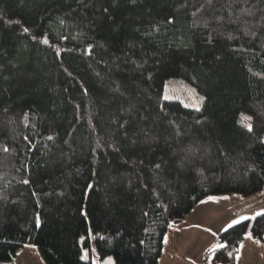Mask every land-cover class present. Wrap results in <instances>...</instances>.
<instances>
[{
    "label": "trees",
    "instance_id": "16d2710c",
    "mask_svg": "<svg viewBox=\"0 0 264 264\" xmlns=\"http://www.w3.org/2000/svg\"><path fill=\"white\" fill-rule=\"evenodd\" d=\"M169 78L201 107L163 99ZM263 191L264 0H0V264H92L89 225L101 260L158 264L200 201ZM247 235L264 213L202 263Z\"/></svg>",
    "mask_w": 264,
    "mask_h": 264
},
{
    "label": "rangeland",
    "instance_id": "374dc122",
    "mask_svg": "<svg viewBox=\"0 0 264 264\" xmlns=\"http://www.w3.org/2000/svg\"><path fill=\"white\" fill-rule=\"evenodd\" d=\"M162 97L165 100L179 101L184 106L193 108V109L200 108L203 102V96L198 92L196 87L181 78L167 79L164 85ZM226 196H229L231 198L238 197L240 199H245L243 198V196H240V195H226ZM226 196L225 195H215V196H210V197L205 198L204 200L206 201L204 202L209 203L208 200H211L210 203L207 204V203H204L203 201L199 202L194 207L192 213L190 214L188 218V220H190L191 222H195L194 224H192L193 226L186 228L185 227L186 224L184 223L180 224L182 228L181 233H182L183 239L185 238L186 240L188 238V242L184 245L183 249L190 247L192 255H195L196 257L195 260H199V261L192 260L194 259L192 255H185V257L187 258L190 257L188 258V260L191 261L192 264H204L202 263L204 252L209 249L210 250L215 249L217 246H219V244L217 243V235L230 226V224L227 225L229 222L223 219L224 217L226 218L227 214L233 210L234 203L236 201H232V199L225 201L224 199H222ZM254 199L255 198L250 197L249 200L252 202ZM217 200L219 203L213 202ZM238 208L240 207L238 204H236L235 209H238ZM254 209L256 210L257 214L264 213V212H259V211H264V201L263 200L260 201L259 204ZM221 215H222V218H221ZM175 226H178V225L172 224L170 228L171 227L173 228ZM208 228H212L213 231L208 230ZM215 232L217 234L214 236V238L210 242H209V239L205 242V238H208L209 234H211L212 236ZM246 237H250L252 239L250 235H247ZM88 238L90 242V247L86 251H84V258L90 259L92 264H112L113 262L112 257H106L102 260L99 258L96 248H95V235L90 225H89ZM257 242H262V241H257ZM26 246H24L19 251V255H17L14 262L11 264H45L44 261L41 259L40 254L35 246L33 245H30V246L26 245ZM29 248H32L31 250H34V252H36L37 255L35 256L30 251ZM240 249L241 248H239V250ZM181 254H183L182 251H181ZM238 254L236 255V259H237ZM171 259L172 258L166 255L165 257L166 262H162V264H169L170 263L169 260ZM236 259L233 264H237ZM248 260L253 261V263L264 264L263 262L260 263L259 259L256 256L252 259L251 258L247 259V261ZM241 264H249V263H247L246 261H242Z\"/></svg>",
    "mask_w": 264,
    "mask_h": 264
},
{
    "label": "crops",
    "instance_id": "0c3cea01",
    "mask_svg": "<svg viewBox=\"0 0 264 264\" xmlns=\"http://www.w3.org/2000/svg\"><path fill=\"white\" fill-rule=\"evenodd\" d=\"M250 197L255 198V199L251 202L249 200ZM243 198H245V199L248 198V199L245 200V199H240L238 197L231 198L229 196L222 198L225 201H228L229 199H232V201H236L234 203L233 210L230 211L227 214V217L226 218L224 217V219H223V220L229 222L227 225L234 224V223L241 221L243 219H246V218H251V216L257 214L256 210L254 208L259 204L260 201H262V200L264 201V191L258 192L256 194H253L250 196H243ZM202 201L204 202L206 200L203 199ZM210 201L211 200H208L209 203H210ZM213 202L219 203L218 200L213 201ZM204 203H207V202H204ZM209 203H207V204H209ZM201 204H203V203H201ZM236 204H238L240 208L235 209ZM193 209L187 214V216L184 218V220H182L181 222L176 224L178 226H175L173 228L171 227L168 230V232L166 233V235L164 237V241H163L162 253H161L160 259L158 261V264H162V262H166V260H165L166 255H168V257L172 258L171 260H169L170 261L169 264H192L191 261L188 260V258H190V257H188V258L185 257V255H192V253H191L190 247L183 249L184 245L188 242V238L186 240H185V238L183 239V236L181 233L182 228H181L180 224L181 223L186 224V226H185L186 228L193 226L192 224H194L195 222H191L190 220H188ZM259 212H264V211H259ZM221 218H222V215H221ZM208 230L213 231L212 228H208ZM216 234H217L216 232L212 236H211V234H209L208 238H205V242L208 239L210 242ZM240 248H241L239 250L240 252H239L237 259H236L237 264H241L242 261H246L249 264H258V263H253V261H251V260L247 261V259H249V258L252 259L255 256L259 259L260 263H262V262L264 263V241L257 242L253 238L251 239L250 237L245 236ZM29 249L35 256L37 255L36 252H34V250H31L32 248H29ZM181 251L183 252V254H181ZM17 255H19V253ZM192 256L194 257V259H192V260H195L196 259L195 255H192ZM195 261H199V260H195Z\"/></svg>",
    "mask_w": 264,
    "mask_h": 264
},
{
    "label": "snow or ice",
    "instance_id": "6c2138e0",
    "mask_svg": "<svg viewBox=\"0 0 264 264\" xmlns=\"http://www.w3.org/2000/svg\"><path fill=\"white\" fill-rule=\"evenodd\" d=\"M26 30V29H25ZM245 119H251L250 117H246ZM246 127L248 128V131H252V126H251V124H248V125H246ZM223 245H221V247H222Z\"/></svg>",
    "mask_w": 264,
    "mask_h": 264
}]
</instances>
